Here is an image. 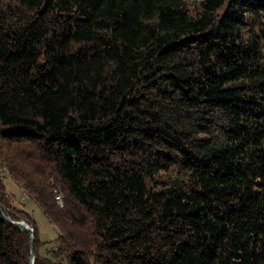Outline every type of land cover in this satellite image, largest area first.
<instances>
[{
	"label": "trees",
	"instance_id": "1",
	"mask_svg": "<svg viewBox=\"0 0 264 264\" xmlns=\"http://www.w3.org/2000/svg\"><path fill=\"white\" fill-rule=\"evenodd\" d=\"M1 169L35 264H264V0H0Z\"/></svg>",
	"mask_w": 264,
	"mask_h": 264
},
{
	"label": "rangeland",
	"instance_id": "2",
	"mask_svg": "<svg viewBox=\"0 0 264 264\" xmlns=\"http://www.w3.org/2000/svg\"><path fill=\"white\" fill-rule=\"evenodd\" d=\"M5 170L1 169V175H6L5 182L8 185V195L10 196V200L12 205L20 210H26L28 212H32L33 217L36 219L37 224L40 229V236L44 242L47 243L41 248L40 252L44 256H53V251L57 249L59 246V241L57 238L60 234L57 228L50 223L47 217L44 215L43 211L33 203L30 197L24 192V190L19 187L7 173H4ZM58 202L63 205V196L62 194L58 196ZM32 218V217H31ZM33 219V218H32Z\"/></svg>",
	"mask_w": 264,
	"mask_h": 264
},
{
	"label": "water",
	"instance_id": "3",
	"mask_svg": "<svg viewBox=\"0 0 264 264\" xmlns=\"http://www.w3.org/2000/svg\"><path fill=\"white\" fill-rule=\"evenodd\" d=\"M0 212L3 214L4 218L17 225L20 229L29 232L30 234V250H31V259H30V264H35V251H34V230L33 228L29 225V223L26 220H14L10 216H8L5 211L2 203L0 202Z\"/></svg>",
	"mask_w": 264,
	"mask_h": 264
}]
</instances>
